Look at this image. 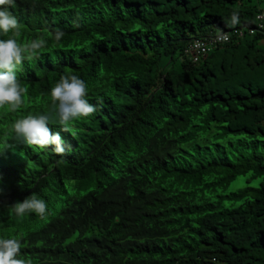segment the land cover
Returning <instances> with one entry per match:
<instances>
[{"label":"trees","instance_id":"trees-1","mask_svg":"<svg viewBox=\"0 0 264 264\" xmlns=\"http://www.w3.org/2000/svg\"><path fill=\"white\" fill-rule=\"evenodd\" d=\"M252 1L16 0L18 42L46 44L17 69L24 102L0 109V136L49 112L62 75L83 80L95 108L65 130L48 125L61 153L11 138L0 150V237L21 242L18 259L264 264V34L185 55L195 39L254 24ZM31 196L45 214L15 216Z\"/></svg>","mask_w":264,"mask_h":264},{"label":"clouds","instance_id":"clouds-1","mask_svg":"<svg viewBox=\"0 0 264 264\" xmlns=\"http://www.w3.org/2000/svg\"><path fill=\"white\" fill-rule=\"evenodd\" d=\"M15 3L16 0H0V35H9L8 39H0V109L6 108L10 112L21 108L26 92L17 78V69L25 59L38 56L46 44L39 38L23 44L18 42L20 24L9 10ZM231 23H238V14H232ZM62 35V32H56L55 40L59 41ZM87 95L88 89L83 80L75 75H62L49 91L51 110L27 114L13 121L10 133L0 136V150L9 147L11 138L41 149L53 145L57 153L63 152L59 133L50 132L48 125L57 124L65 130L71 122L89 117L95 108L88 102ZM12 211L17 217L28 213L43 216L46 204L43 199L31 196L14 204ZM21 247L18 239L0 237V264H25L17 258Z\"/></svg>","mask_w":264,"mask_h":264},{"label":"built area","instance_id":"built-area-1","mask_svg":"<svg viewBox=\"0 0 264 264\" xmlns=\"http://www.w3.org/2000/svg\"><path fill=\"white\" fill-rule=\"evenodd\" d=\"M257 33L264 34V9L257 13L252 25L232 27L209 38L193 40L185 50V55L193 62H199L218 44Z\"/></svg>","mask_w":264,"mask_h":264},{"label":"rangeland","instance_id":"rangeland-1","mask_svg":"<svg viewBox=\"0 0 264 264\" xmlns=\"http://www.w3.org/2000/svg\"><path fill=\"white\" fill-rule=\"evenodd\" d=\"M254 4L258 5L260 8L264 9V0H253L252 1ZM243 186V182L242 179H238L236 181H234L231 186H230V190H236L239 187Z\"/></svg>","mask_w":264,"mask_h":264}]
</instances>
